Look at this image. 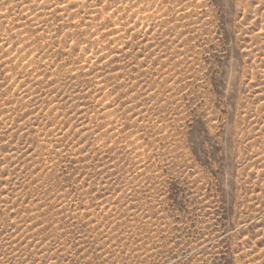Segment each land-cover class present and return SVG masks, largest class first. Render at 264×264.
Masks as SVG:
<instances>
[{
  "label": "rangeland",
  "instance_id": "1",
  "mask_svg": "<svg viewBox=\"0 0 264 264\" xmlns=\"http://www.w3.org/2000/svg\"><path fill=\"white\" fill-rule=\"evenodd\" d=\"M0 264H264V0H0Z\"/></svg>",
  "mask_w": 264,
  "mask_h": 264
}]
</instances>
